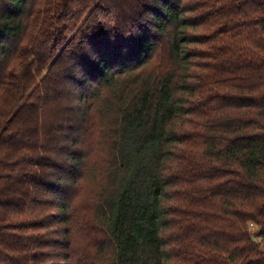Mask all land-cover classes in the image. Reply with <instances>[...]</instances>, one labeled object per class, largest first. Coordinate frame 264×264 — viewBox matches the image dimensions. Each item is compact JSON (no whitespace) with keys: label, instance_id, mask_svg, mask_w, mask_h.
Listing matches in <instances>:
<instances>
[{"label":"trees","instance_id":"obj_1","mask_svg":"<svg viewBox=\"0 0 264 264\" xmlns=\"http://www.w3.org/2000/svg\"><path fill=\"white\" fill-rule=\"evenodd\" d=\"M0 264H264V0H0Z\"/></svg>","mask_w":264,"mask_h":264},{"label":"rangeland","instance_id":"obj_2","mask_svg":"<svg viewBox=\"0 0 264 264\" xmlns=\"http://www.w3.org/2000/svg\"><path fill=\"white\" fill-rule=\"evenodd\" d=\"M98 152L102 158L106 156L108 152V146L104 144V142L97 143ZM87 177H85L84 181L81 184V188L78 191V199L75 200L74 203L79 202V204H83L80 211L81 214L84 210L91 204H93V199L95 200L96 195L99 193V189L103 186V177L101 168L98 164L94 163L93 165H89L88 171L86 173ZM98 196V195H97ZM78 204V205H79ZM75 210V204L73 205Z\"/></svg>","mask_w":264,"mask_h":264}]
</instances>
